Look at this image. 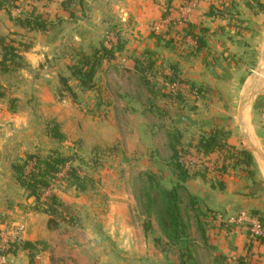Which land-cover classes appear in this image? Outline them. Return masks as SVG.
<instances>
[{
  "label": "rangeland",
  "instance_id": "obj_1",
  "mask_svg": "<svg viewBox=\"0 0 264 264\" xmlns=\"http://www.w3.org/2000/svg\"><path fill=\"white\" fill-rule=\"evenodd\" d=\"M36 1L17 0L14 7L0 8V37L26 45L8 71L0 65V248L14 239L31 237L44 247L35 256V264H182L181 253L191 256L193 262L187 264H239L240 259L244 264H264L254 251L253 236L258 228L251 214L253 209L264 212V117L253 125L249 109L244 121L238 115L242 81L256 69L253 63L261 56L264 33L239 35L235 24L231 25L233 40H227V47L233 57L217 79L200 76L201 72L190 76L178 67L175 79H168L183 56L187 61L193 59L191 69L198 72L203 68L204 63L199 62L203 53L195 46L183 48L189 52L177 54L180 57L175 62L173 55L166 60L162 51L149 49L154 64L143 75L150 85L144 83L135 65L131 68L103 60L96 86L87 90L77 86L69 66L80 52L115 43L110 25L122 38L118 8L112 7L113 14L107 9L91 16L90 10H79L75 1L69 16L68 11L60 10L61 5L45 8ZM245 1L257 7V0H225L232 21L250 19V11L241 14L236 7ZM31 7L51 21V30H30L17 24L15 18ZM257 20L264 23V18ZM74 22L87 29L78 47L72 43ZM25 52L44 55L29 62ZM144 58L145 53L140 60ZM169 92L180 93L183 102L163 96ZM181 115L188 118L177 122ZM208 120L230 135L224 150L203 155L196 146L210 128L203 125ZM53 126L63 133L62 141L50 137ZM250 128L254 141L246 136ZM176 130L181 133V161L191 173L203 172V176L188 179L180 192L183 219L189 226L184 240L173 245L154 217L144 213L139 199L149 185V175L167 189L174 185V168L168 161L170 135ZM232 147L252 153L251 176L234 164ZM52 150L75 155L72 165L85 176L87 188L65 187L66 167L61 170L52 191L64 206L53 215L56 226L48 228V215L33 209L34 197L26 198L10 165L27 152ZM222 165L226 166L224 172ZM198 208L208 215L205 236L197 227ZM231 217L235 220L230 221ZM147 220L151 228L145 231ZM12 257L8 253L0 264H28L24 254Z\"/></svg>",
  "mask_w": 264,
  "mask_h": 264
},
{
  "label": "trees",
  "instance_id": "obj_2",
  "mask_svg": "<svg viewBox=\"0 0 264 264\" xmlns=\"http://www.w3.org/2000/svg\"><path fill=\"white\" fill-rule=\"evenodd\" d=\"M17 0H0V8L14 7L13 4ZM81 4L84 0H62L60 5L62 10L68 11L69 16L73 15V11L70 6L73 2ZM231 1V0H229ZM256 4L264 11V0H257ZM231 7L228 3L211 4L207 10L209 16L214 17H225L229 16V20L232 21L233 17L231 13ZM17 24L22 28L30 30L48 31L51 30V21L45 19L41 13L32 12L30 14L19 15L15 18ZM238 22H241L239 20ZM244 28V27H243ZM110 30L116 35L115 43H112L110 47L101 45L100 47L93 48L90 53L80 52L76 57L73 64L69 66L71 76L76 79V84L81 89H92L96 86L98 79L99 70L101 68L103 60H110L114 57L115 52L121 51L124 48L125 42L120 36L119 30L114 25H110ZM200 33H194L193 37L195 40L196 51L203 53V58L206 65L214 66L217 64L215 56L211 55V49L207 46L206 32L207 28L200 27ZM14 33V32H12ZM26 45L10 37H0V65L3 71L9 70V64L11 66L16 64V58L19 57V49ZM28 47V46H27ZM151 53L145 52V58L135 60L136 70L139 72L144 83L150 85L145 79L143 73L151 70L153 61L150 59ZM172 76L168 77L171 81L175 79L176 68H174ZM64 87L70 91L66 81L62 79ZM193 86V85H192ZM167 98L173 101L183 102V96L180 93L169 92L163 94ZM261 107L263 104L260 105ZM188 117L181 115V118L177 121H184ZM206 121L203 125L209 126L207 133L200 137L196 149L203 155H207L216 150H224L227 145V138L230 133L228 130L218 124ZM202 125V124H201ZM50 130V137L62 141L64 139L63 133L57 126H53ZM174 135H170L169 149L171 155L169 157V165L174 168L175 181L174 185L167 189L161 186L154 178L149 175V185L141 193L140 203L144 213L148 217H154L156 224L167 239V241L173 245L178 244L181 240H184L187 234L188 222L183 219L182 209L180 206L181 202V190L184 189V183L193 176H203V172H190L187 165L181 161V154L179 151V145L181 140V133L178 130L174 131ZM231 152L230 156L234 157V164L239 166L242 171L246 172L249 176L253 174L254 158L252 153L248 149H235ZM75 155H62L57 150H52L46 154L39 152H27L24 157L13 161L10 165L12 170L13 179L23 189L26 198L34 197L33 209L41 210V212L48 215L47 227L56 226L53 215L57 214V208L64 206V203L60 198L52 191V186L58 178L59 173L63 168L64 180L66 181L65 187H74L77 190L83 191L86 187L85 176L80 175L77 172V168L72 165L75 160ZM68 164V165H67ZM222 172H224L226 166L222 165ZM47 193V194H46ZM46 194V195H45ZM190 205H194L195 202L189 197ZM197 208V207H196ZM199 212L197 221V227L205 236V225L207 224L206 219L208 218L207 213L202 212L199 208L196 209ZM251 214L259 221L261 231L260 233L253 236L259 246H264V212L253 209ZM145 231L151 228V221L147 220L143 223ZM249 237V236H248ZM37 241L30 240H12L9 243L8 253L16 254L19 250H26L28 252V264H35L36 254L43 248L38 246ZM191 261V256L181 253L180 262L187 264ZM240 259L239 264H244ZM195 264V263H191Z\"/></svg>",
  "mask_w": 264,
  "mask_h": 264
},
{
  "label": "crops",
  "instance_id": "obj_3",
  "mask_svg": "<svg viewBox=\"0 0 264 264\" xmlns=\"http://www.w3.org/2000/svg\"><path fill=\"white\" fill-rule=\"evenodd\" d=\"M61 1L62 0H37L36 2H42V4L46 6L45 8L49 5L50 7L54 6L56 9ZM218 3L223 5L225 0H84L81 4H78V8L81 11L90 10L89 13L91 16H95L96 13H102L103 11L107 12V9L111 11L113 6L118 8L119 26L121 28L122 40L125 42V45L121 51L115 52L112 59L105 61H110L113 64H124L131 68L134 67L135 60L142 58L144 53L148 52L149 49L157 50L158 52L162 51V57L166 60H170V58L174 56L175 62V59L180 57H176L177 54L189 52L188 48L184 51L183 48L190 46V49H192V46H195L193 34H199L200 27L207 28L205 35H208V37L206 41L210 47H213L210 49L217 59V64L214 68L211 66L208 67L205 61H203L204 59H199V62L201 64L204 63V65L202 64L203 68L197 72L191 69L193 59H190V61L183 59L186 58V56H183L182 59L180 57L179 65L175 62L174 68L178 67L179 70L187 71L190 76L192 72H194V74L201 72L200 76L203 75L205 77L209 74V76L213 75L214 79H217L220 74L226 72L229 59L233 57V52L227 47V40H233V37H231L232 35H230L231 32L233 33L231 29L233 24L237 27V34L239 35H257L259 32H261V34L264 33V23L261 24L260 21L257 20L259 17L264 18V11L258 5L255 8L254 4L248 1H245L241 6L235 4L238 9L240 8L239 11L241 14H247V12L250 11L251 16L250 19L247 18L249 20L245 19V21L241 20V22H234L229 20V16L214 17L206 13L211 4ZM45 8L43 7V9ZM51 10L53 11V8H51ZM60 10L63 11L62 8H60ZM32 12L40 13L36 8L31 7L30 10L23 11V14H30ZM110 13L113 14V10ZM65 22L68 23L67 21ZM231 25L232 27H230ZM71 30H73L72 43L74 46H81L80 42L85 39L87 34L86 27L82 24H78V22H74L71 25ZM222 30H227L225 32L226 34L223 35L221 33ZM68 34H66V36ZM213 43H216L217 46L214 47ZM34 49L35 48H32V50ZM194 52L196 54V51ZM260 54L261 56L258 61L253 63V67L256 68L255 71L249 74V76H246L242 81V93L238 101V115L240 118L242 117L244 121L246 112L249 109L250 123L253 122V125H256V123H258L257 121H260V119L264 117V113L261 112L264 109V34H262L260 42ZM34 55V52L26 53V58L29 62H31V60H33V62L38 60L40 56L44 54L40 53V56L38 55L39 57H35ZM261 104H263L262 107L260 106ZM249 131L252 132L251 128L248 129L246 136L250 135L249 140L254 141L253 135L250 134ZM25 238L34 241L31 237ZM254 242L255 245H253V247L256 255H261V258L264 259V246H259L256 241ZM23 254L26 257L28 256L26 250H19V253L13 254L12 258L14 260L16 257Z\"/></svg>",
  "mask_w": 264,
  "mask_h": 264
},
{
  "label": "built area",
  "instance_id": "obj_4",
  "mask_svg": "<svg viewBox=\"0 0 264 264\" xmlns=\"http://www.w3.org/2000/svg\"><path fill=\"white\" fill-rule=\"evenodd\" d=\"M229 220H230V221H234L235 218H234V217H231ZM253 222H254V224H255V227L258 228V231H255L256 234H257V233H260V231H261V227H260V223H259V221L256 219V221H253ZM8 249H9V244H8V243H5V244H3V245L1 246V248H0V261H1V262H4V261H5V257H6V255L8 254Z\"/></svg>",
  "mask_w": 264,
  "mask_h": 264
}]
</instances>
